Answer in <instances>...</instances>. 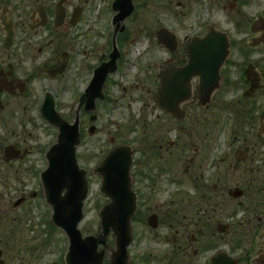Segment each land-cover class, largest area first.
Returning <instances> with one entry per match:
<instances>
[{
	"label": "flooded vegetation",
	"instance_id": "obj_1",
	"mask_svg": "<svg viewBox=\"0 0 264 264\" xmlns=\"http://www.w3.org/2000/svg\"><path fill=\"white\" fill-rule=\"evenodd\" d=\"M112 1L0 0V240L10 205L45 206L40 173L58 130L42 112L78 111L83 135L91 115L59 89L79 100L114 50L98 112L134 45L142 64L156 60L122 85L145 114L130 123L133 223L144 225L131 263L264 264V0H117L133 24L115 35ZM210 32L224 34L226 56L214 75L187 78V47Z\"/></svg>",
	"mask_w": 264,
	"mask_h": 264
},
{
	"label": "water",
	"instance_id": "obj_2",
	"mask_svg": "<svg viewBox=\"0 0 264 264\" xmlns=\"http://www.w3.org/2000/svg\"><path fill=\"white\" fill-rule=\"evenodd\" d=\"M124 17L116 14L115 22L122 21ZM226 51L227 43L222 34L214 38L208 36L200 42L192 43L188 47L189 67L186 69V77L197 71L214 75ZM106 71L101 67L96 73L93 81L96 92L99 90L101 92ZM100 97L102 98L103 95L100 94ZM159 99L160 105L163 106V95H160ZM82 101L89 103V110H93L95 101L93 91L89 90ZM57 126L60 133L56 144L47 152L48 167L43 171L41 179L44 198L52 208L51 220L56 227L63 230L68 239L66 264H103L106 254H108V264H130L127 247L132 240L131 219L136 203L128 179L131 158L129 147L112 149L94 169L93 173L101 178L100 190L109 202L98 213L99 233L95 236L83 237L77 226L83 216V201L88 193V180L86 171L79 168L75 156L76 148L81 143L78 116L72 125L60 120ZM93 130L94 128L91 127L90 132L92 133ZM110 231L114 238L113 248L107 247V236ZM100 245L103 246L101 250H99Z\"/></svg>",
	"mask_w": 264,
	"mask_h": 264
},
{
	"label": "rangeland",
	"instance_id": "obj_3",
	"mask_svg": "<svg viewBox=\"0 0 264 264\" xmlns=\"http://www.w3.org/2000/svg\"><path fill=\"white\" fill-rule=\"evenodd\" d=\"M153 19L154 24L162 23V17H154ZM132 24L133 23H131V21H128L127 19L125 20V27L129 30L131 29L130 26ZM129 47L133 48L132 53L128 55V60L122 64L121 70H119L117 75L113 77V80L117 83V85L109 88L111 101H107L106 104H104L97 112L98 118L97 121L94 122L96 125L95 134L90 136L87 134V130H85V140L82 143V146L77 150V160L79 165L89 172L101 160L103 154L112 147L109 143V137L117 135L115 144L119 142V136L122 140L130 139L131 133L129 131V118L138 120L141 115H145L136 111L137 106L140 105V103L129 104L130 98L135 95L133 90L126 92V90L124 91L125 86L118 84V80L124 85L125 81H128L131 78H137L136 75H132L133 72H136V67L133 62V57L135 55L134 52H136V49L134 45H130ZM147 56L148 55H146V57ZM154 56L158 55L154 53ZM154 61L153 63L146 65L147 62L150 61L143 60V69L142 71L140 70L141 72L139 71V77H142L146 73L145 69L154 67ZM125 74L129 75L125 76ZM65 102L67 103V101ZM111 105L112 108H109ZM127 105L130 106L129 109L127 108ZM67 114L70 113L68 112ZM86 124L90 125L91 123H87L86 121L84 125ZM117 125L120 126L118 130ZM88 179L89 194L84 203L83 219L78 225L83 235L96 233V229L99 224L97 211L106 201V199L99 192V178L89 174ZM10 207L12 210L9 209L8 221L5 222L7 223L6 226L9 229V236L8 239L0 240V250L3 251V258L6 257L8 259L7 263L60 264V261L66 252L67 245L66 243L64 244V237L61 235L62 233H60L59 230L50 235H46L43 231L46 227V222L43 219L46 218L45 216L49 213V211L44 206H35V204L30 206L28 209H15L12 208L11 205ZM143 226L144 225L140 222L132 223V231L136 232V234L138 232H144ZM113 246V237L110 233L107 236V247L113 248Z\"/></svg>",
	"mask_w": 264,
	"mask_h": 264
}]
</instances>
